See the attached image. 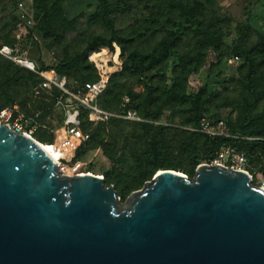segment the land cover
I'll return each instance as SVG.
<instances>
[{"label": "water", "instance_id": "1", "mask_svg": "<svg viewBox=\"0 0 264 264\" xmlns=\"http://www.w3.org/2000/svg\"><path fill=\"white\" fill-rule=\"evenodd\" d=\"M0 264H264V189L202 163L159 170L120 203L90 173L67 176L0 122Z\"/></svg>", "mask_w": 264, "mask_h": 264}, {"label": "trees", "instance_id": "2", "mask_svg": "<svg viewBox=\"0 0 264 264\" xmlns=\"http://www.w3.org/2000/svg\"><path fill=\"white\" fill-rule=\"evenodd\" d=\"M4 1L13 6V12L10 13L9 19L0 17V45L19 47L21 42L32 44L44 39L54 46L61 47L62 53L56 65L41 63L39 66L42 69H55L60 76L68 79V86L77 91L81 90L85 82L97 79L95 68L87 60L88 52L97 46H111L113 42L117 41L120 44L123 42L115 25V17L121 14L126 16L133 9L144 10L142 22L151 25L153 32H158V41L145 52L133 49L124 56L123 51L120 50L122 70L110 77L105 90L97 98L98 105L114 113L111 110L118 104L114 94L117 78L126 72H134L144 77L147 92L144 97L139 98L136 93L127 91L128 102L123 104L122 109L116 114H122L126 109H133L142 118L156 122L162 111L168 109L170 110L168 120L172 121L175 118L173 105L187 104L191 112L184 124L188 123L196 128L201 119H207L203 114V98L207 95L206 86L200 87L195 95H186L176 88V73L167 90L163 89L160 95L153 92L149 75L154 69L158 71V67L168 59H172L173 65L179 69L186 66V56L176 51L177 42L182 34H194L201 47L217 48L221 40L216 35L213 24L210 22L208 25L203 22L204 7L206 4H212V0H97L96 11L91 16L105 27L108 34L93 35L82 47L73 49H70L68 41L77 29L79 15L68 18L62 8V0H33L32 16L35 21L33 28L24 27L16 16V5L22 0H0V6ZM245 39L246 33L242 29L233 44L235 58L240 57L245 68L243 79L247 95L240 105L242 119L234 125L241 130V136L211 137L198 131L187 132L167 124L134 122L132 134L136 136L137 141L134 150L129 153L126 174L118 177L119 181L124 180L122 189L124 193L136 189L146 180H151L159 170H174L193 177L198 165L209 163L215 153L227 145H235L247 155H254L257 149L264 152V107L261 111H257L264 100V34L260 35L258 41L250 47L244 45ZM19 49L21 53H26L21 47ZM70 78L74 79V83ZM39 81V77L29 69L0 56V110L14 103L18 104L17 98L22 90H27L26 93L28 90L35 93L34 87ZM56 93L57 90H53L52 94ZM37 94H41L45 100L41 101L40 109L37 111L39 113L37 120L42 124L45 115L49 114L54 106V97L44 92ZM22 112L27 116L37 113ZM81 116L82 129L90 128V138L86 145L78 150L76 160H82L88 149L97 146L102 147L110 156L108 148L112 143L106 140L107 126L119 125L123 122L122 119L111 118L107 123L91 129L85 117L86 112L82 111ZM218 118L220 117H212L208 120L215 121ZM59 119V122H62V116ZM226 124L234 134V126L229 122ZM45 128L46 126L39 127L34 138L41 143L49 144L52 133ZM247 137L255 139L246 140ZM103 178L106 186L113 183L106 176ZM114 185L117 187L116 183Z\"/></svg>", "mask_w": 264, "mask_h": 264}, {"label": "rangeland", "instance_id": "3", "mask_svg": "<svg viewBox=\"0 0 264 264\" xmlns=\"http://www.w3.org/2000/svg\"><path fill=\"white\" fill-rule=\"evenodd\" d=\"M22 1L31 9L32 14L33 0ZM62 8L68 18L79 15L77 29L68 41L70 49L82 47L93 35L106 36L108 34L105 27L91 16L96 11L97 0H62ZM143 11L133 9L126 16L121 14L115 17V25L123 42L121 44L117 41L113 43L120 46L124 56L133 49L139 52L150 50L158 41V32H153L151 25L142 22L145 12ZM11 12H13V6L4 1L0 6V17L9 19ZM203 18L205 24L210 25V22L213 24L216 35L221 40L217 48L201 47L194 34H182L177 42L176 51L186 56V66L179 69L173 65L172 59H168L162 63L161 67H158V71L157 69L151 71L149 83L154 88L153 92L161 95L163 89L167 90L177 73L176 88L186 95H195L200 87L206 86L207 95L203 98L205 117L207 119L212 117L224 118L226 122L234 126L242 119L240 105L247 94L243 79L245 68L242 66V59L240 57L235 58L233 44L242 29L246 33L244 43L246 47L255 44L260 35L264 34V0H212V4L205 5ZM20 47L26 52L24 53L25 56L38 65L41 63L56 65L62 53L61 47L54 46L50 41L44 39L32 44L21 42ZM70 79L74 83V79ZM26 91H21L17 103L25 113H35L40 109L41 101L44 98L41 97V94L31 93L29 90L26 93ZM127 91L136 93L139 98L144 97L147 92L144 77L134 72H126L117 78L114 94L118 99V104L111 111L119 113L124 98L127 97ZM173 107L175 108V118L172 121L168 120L170 110L165 109L161 116L155 120L156 122L150 121L148 118V120L143 118L144 121L118 118L122 119L123 122L115 126L108 125L106 140L112 143V146L108 148L110 156L100 146L88 149L82 158V171L106 176L113 182L110 185L116 183L117 187L114 185V188L120 203H125L126 198L132 192L141 189L149 181L146 180L136 189L124 193L122 190L124 180L119 181L118 178L126 174L129 163L128 156L134 150L133 147L137 141L136 136L132 134V123L167 124L187 132L196 131L191 124L183 123L190 116V106L175 104ZM263 107L264 100L260 103L257 111H261ZM60 116H62L61 109L53 106L51 112L45 115L41 123L46 126V130L53 131L61 124L59 122ZM241 134V130L234 126V135L241 136ZM254 139L248 137L250 141ZM239 151L245 155L247 160L244 168L250 174L252 183L257 186L259 173L264 169V152L257 149L254 155H247L243 150L239 149ZM195 172L196 169L194 175Z\"/></svg>", "mask_w": 264, "mask_h": 264}, {"label": "built area", "instance_id": "4", "mask_svg": "<svg viewBox=\"0 0 264 264\" xmlns=\"http://www.w3.org/2000/svg\"><path fill=\"white\" fill-rule=\"evenodd\" d=\"M15 13L24 27H34L31 9L25 2L17 3ZM0 55L35 73L40 79L37 86L34 87L35 93L44 92L52 95L54 106L61 109L62 122L55 130L51 131L52 140L48 144L57 154L55 160L58 163L60 174L74 176L86 173L82 171L83 160H76L78 150L84 147L90 138V128L83 130L81 126L82 111L86 112L85 117L91 129L105 124L115 117L131 121H144L136 110L126 109L122 114H116L102 109L97 103V98L105 90L110 77L122 70L120 48L115 43H112L111 46H97L88 52L87 60L95 68L97 79L85 82L80 91L71 89L68 86V79L65 76H60L55 69L40 68L38 64L21 53L16 45H0ZM53 90H57L54 95L52 94ZM123 102V104L127 103L128 98L125 97ZM38 114L27 116L20 110L19 105L14 103L0 110V122L9 124L15 131L25 133L35 139L36 130L41 126L45 127L37 120ZM194 129L211 137H240L231 133L224 118H218L215 121L203 118ZM246 160L245 155L239 151L237 146L227 145L220 148L207 164L223 165L248 173L244 168ZM257 186L264 189V169L259 173Z\"/></svg>", "mask_w": 264, "mask_h": 264}, {"label": "bare ground", "instance_id": "5", "mask_svg": "<svg viewBox=\"0 0 264 264\" xmlns=\"http://www.w3.org/2000/svg\"><path fill=\"white\" fill-rule=\"evenodd\" d=\"M46 143V142H45ZM45 143H42L41 145L44 147V149H46V151H48L52 157L55 159L57 157V154L56 152L48 145V144H45ZM87 173V172H86ZM90 173V172H88ZM92 174V173H90Z\"/></svg>", "mask_w": 264, "mask_h": 264}]
</instances>
